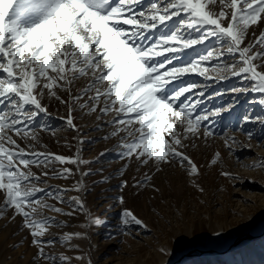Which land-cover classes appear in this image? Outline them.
<instances>
[{
	"label": "snow or ice",
	"instance_id": "6c2138e0",
	"mask_svg": "<svg viewBox=\"0 0 264 264\" xmlns=\"http://www.w3.org/2000/svg\"><path fill=\"white\" fill-rule=\"evenodd\" d=\"M141 3L142 0H0V217L8 209L13 211L10 219L20 216L32 245L38 248L37 255L45 260L54 261L44 248L55 242L43 237L55 221L44 210L70 216L85 206L80 196L69 197L72 211L65 213L47 203L41 195L46 189L37 185L47 183L41 177L67 180L75 174L66 166L57 169V164L75 165V172L83 177L88 173L80 166L91 163L82 158L79 148L74 156L37 150V146H44L29 122L39 113H47L42 103L45 95L67 106V116L62 119L77 132L73 115L77 107L86 114L98 113L97 119L101 118L99 114L115 113L108 123L115 126L110 135L121 140V159H135L142 165L151 162L156 171L162 164L179 165L193 176L199 175V169L185 149L196 146L192 138L199 139L200 121L207 116L193 118L196 102L191 95L183 102L180 98L198 85L190 83L171 93L166 85L197 71L198 62L215 58L220 63L213 70L221 79H227L229 74L243 76L253 82V90L264 93V31L259 36L253 33L255 39L246 43L251 26L264 21V0H149V10L137 13L135 8ZM173 17L176 23L169 25ZM150 30L160 35L154 37L148 34ZM185 31L195 32L196 36L185 35ZM210 37L215 38L218 48L208 49L187 63L173 64L179 62L183 50L203 44ZM158 46L160 51L156 50ZM226 54L233 57V63L223 61ZM206 71L200 69V74ZM81 78L86 84L73 94L72 86ZM58 91L67 92L68 100ZM260 103L264 104V99ZM203 135L207 138L213 133L205 130ZM17 137L25 142L24 146ZM229 139L235 143L234 138H225L226 147ZM219 159L217 152L211 164ZM33 167L45 170L37 174ZM221 175L236 178L228 172ZM151 179L145 174L143 182L134 186L148 184L154 188L149 184ZM84 187L81 179L71 189L48 191L47 197L63 204L64 192L80 193ZM126 187L128 181L122 180L121 191ZM117 199L125 204L122 195ZM86 216L90 225L103 224L99 218H91L90 213ZM120 221L125 227L135 224L147 228L129 208H123ZM81 236L79 232L65 233L61 240L67 243ZM159 251L163 254L165 249ZM59 260L64 264L70 258L60 255Z\"/></svg>",
	"mask_w": 264,
	"mask_h": 264
},
{
	"label": "rangeland",
	"instance_id": "374dc122",
	"mask_svg": "<svg viewBox=\"0 0 264 264\" xmlns=\"http://www.w3.org/2000/svg\"><path fill=\"white\" fill-rule=\"evenodd\" d=\"M148 5L149 0H142L135 11H148ZM167 23H176V18ZM261 31H264V21L251 26L246 43L255 39L253 33L259 36ZM148 34L155 37L160 32L150 30ZM189 34L196 36L195 32L185 31V35ZM218 47L215 38L210 37L203 44L183 50L179 62L173 64L195 60L206 50ZM156 50L160 51V46ZM223 61L233 63L234 59L226 54ZM217 63L220 61L215 58L198 62L197 71L185 73L166 85L169 93L190 83L198 85L180 101L191 95L196 102L192 117L207 116L200 121L199 139L192 138L196 146L185 149L198 166L199 175L189 176L179 165L162 164L161 170L156 171L151 162L142 165L135 159H121L118 155L121 140L110 135L115 126L108 123L115 113L99 114L101 118L97 119L98 113L86 114L77 107L73 112L77 132L62 119L67 116V106L45 95L42 103L47 106V113H39L29 122L31 131L38 134L44 146H37V150L74 156L79 148L82 158L91 163L80 166L81 171L88 173L83 177L75 172V165L57 164V169L66 166L75 174L67 180L51 175L41 177L47 183L37 186L46 189L41 195L47 203L62 208L65 213L72 211L68 199L73 196H80L85 209L76 210L70 216L44 210L55 221L43 237L45 241L55 242L44 248L45 254L54 261L37 255L38 248L32 245V237L22 227V218L17 215L10 219L13 211L8 209L0 217V264H61L60 255L70 258L64 264H89V261L91 264H264V167H249L254 163L264 164V104L260 103L264 93L253 90V82L243 76L229 74L227 79H221L213 70ZM172 66L166 65V68ZM200 69L207 71L201 75ZM85 84L83 78L75 81L72 93L76 94ZM58 94L68 100L67 92L58 91ZM205 130L213 135L205 138ZM225 138H234L235 143L229 139L226 147ZM17 140L24 146V141L18 137ZM217 152L220 159L211 164ZM42 170L45 169L32 168L37 174ZM222 172L236 178L221 175ZM145 174L152 177L149 184L159 191L148 184L134 186L138 181L143 182ZM81 179L84 191L64 192L65 203L47 197L48 191L71 189ZM122 180L128 181L123 191ZM121 195L125 200L123 205L117 199ZM123 208L131 209L147 228L135 224L123 226L120 221ZM86 213L93 219L99 218L103 224L90 225ZM77 232L82 234L80 238L73 237L62 243L65 233ZM251 234L260 236L248 237ZM160 248L165 249L163 254ZM208 249L219 252H199Z\"/></svg>",
	"mask_w": 264,
	"mask_h": 264
},
{
	"label": "water",
	"instance_id": "95a60500",
	"mask_svg": "<svg viewBox=\"0 0 264 264\" xmlns=\"http://www.w3.org/2000/svg\"><path fill=\"white\" fill-rule=\"evenodd\" d=\"M260 236V234H256V235H248V237H250V238H255V237H259ZM199 252H207V253H214V252H219V251H217V250H213V249H208V250H201V251H199Z\"/></svg>",
	"mask_w": 264,
	"mask_h": 264
}]
</instances>
